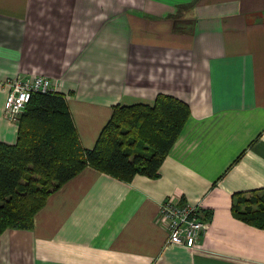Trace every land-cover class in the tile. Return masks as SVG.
<instances>
[{
	"label": "crops",
	"instance_id": "1",
	"mask_svg": "<svg viewBox=\"0 0 264 264\" xmlns=\"http://www.w3.org/2000/svg\"><path fill=\"white\" fill-rule=\"evenodd\" d=\"M32 74L59 81L84 148L119 104L165 93L191 114L158 177L87 166L4 231L0 264H264V229L232 212L264 188V0H0V141L19 128L5 82ZM169 198L210 222L195 248L166 242Z\"/></svg>",
	"mask_w": 264,
	"mask_h": 264
},
{
	"label": "trees",
	"instance_id": "2",
	"mask_svg": "<svg viewBox=\"0 0 264 264\" xmlns=\"http://www.w3.org/2000/svg\"><path fill=\"white\" fill-rule=\"evenodd\" d=\"M190 114L186 101L165 93L153 104L116 105L88 149L63 93L33 95L16 142L0 141V236L9 228L32 229L50 195L87 166L127 182L138 174L158 177ZM232 212L264 229V188L234 193Z\"/></svg>",
	"mask_w": 264,
	"mask_h": 264
},
{
	"label": "built area",
	"instance_id": "3",
	"mask_svg": "<svg viewBox=\"0 0 264 264\" xmlns=\"http://www.w3.org/2000/svg\"><path fill=\"white\" fill-rule=\"evenodd\" d=\"M8 88L4 104L5 116L19 121L31 97L37 93L54 94L60 92L57 80L42 74L18 75L5 82ZM157 221L166 229V242L189 248L199 245L207 233L210 223L202 217L200 207L189 202L169 198L160 204Z\"/></svg>",
	"mask_w": 264,
	"mask_h": 264
},
{
	"label": "rangeland",
	"instance_id": "4",
	"mask_svg": "<svg viewBox=\"0 0 264 264\" xmlns=\"http://www.w3.org/2000/svg\"><path fill=\"white\" fill-rule=\"evenodd\" d=\"M21 116H22V115H21ZM19 120H20V118H19ZM185 202H186V201H183V200H182V203H185ZM205 219H206V218H205ZM206 220H207V219H206ZM209 223H210V222H209Z\"/></svg>",
	"mask_w": 264,
	"mask_h": 264
}]
</instances>
